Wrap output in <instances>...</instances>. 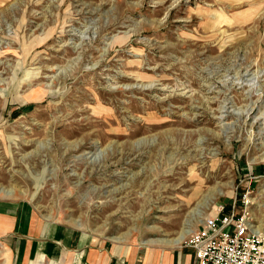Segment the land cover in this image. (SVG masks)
Returning a JSON list of instances; mask_svg holds the SVG:
<instances>
[{"label": "rangeland", "instance_id": "rangeland-1", "mask_svg": "<svg viewBox=\"0 0 264 264\" xmlns=\"http://www.w3.org/2000/svg\"><path fill=\"white\" fill-rule=\"evenodd\" d=\"M245 196L264 235V0H0V201L124 264Z\"/></svg>", "mask_w": 264, "mask_h": 264}, {"label": "crops", "instance_id": "crops-1", "mask_svg": "<svg viewBox=\"0 0 264 264\" xmlns=\"http://www.w3.org/2000/svg\"><path fill=\"white\" fill-rule=\"evenodd\" d=\"M33 212L18 201H0V243L9 251L14 264H30L42 252L43 256L55 258L66 250H83L84 264H121L106 246L105 241L90 235L78 234L75 230L56 227L53 224L34 221ZM85 242L83 246L80 244ZM153 253V252H152ZM141 253V256L126 257L124 264H198L194 252L186 247L180 253Z\"/></svg>", "mask_w": 264, "mask_h": 264}, {"label": "built area", "instance_id": "built-area-1", "mask_svg": "<svg viewBox=\"0 0 264 264\" xmlns=\"http://www.w3.org/2000/svg\"><path fill=\"white\" fill-rule=\"evenodd\" d=\"M249 205L245 196L202 220L186 240L196 263L264 264V235L253 227Z\"/></svg>", "mask_w": 264, "mask_h": 264}, {"label": "bare ground", "instance_id": "bare-ground-1", "mask_svg": "<svg viewBox=\"0 0 264 264\" xmlns=\"http://www.w3.org/2000/svg\"><path fill=\"white\" fill-rule=\"evenodd\" d=\"M227 102V101H226ZM190 152V151H188ZM89 154V153H88ZM101 154V153H100ZM212 154V153H211ZM203 160V159H202ZM201 161V160H200ZM192 175V173L190 174ZM192 179V178H191ZM215 192L217 190H214ZM218 195H222L223 193L220 191H217ZM199 212V211H197ZM204 219V217L200 218V221H202ZM189 221V220H187ZM255 228V226H253ZM259 228V227H258ZM257 230V229H256ZM258 231V230H257ZM259 232V231H258ZM193 233V230H191L189 228V226H187V228L185 227L175 238L172 239H156V240H149L148 242H152L155 244H165V245H170V246H174L176 244H179L180 242L184 241L189 235H191ZM115 239V238H114Z\"/></svg>", "mask_w": 264, "mask_h": 264}]
</instances>
